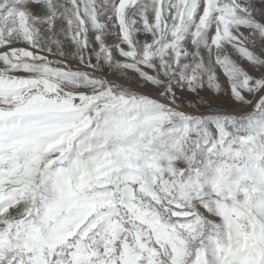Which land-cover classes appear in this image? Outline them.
<instances>
[{
	"label": "snow or ice",
	"instance_id": "snow-or-ice-1",
	"mask_svg": "<svg viewBox=\"0 0 264 264\" xmlns=\"http://www.w3.org/2000/svg\"><path fill=\"white\" fill-rule=\"evenodd\" d=\"M0 264H264V0H0Z\"/></svg>",
	"mask_w": 264,
	"mask_h": 264
}]
</instances>
